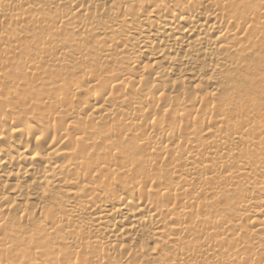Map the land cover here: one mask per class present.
I'll return each mask as SVG.
<instances>
[{
    "label": "bare ground",
    "instance_id": "bare-ground-1",
    "mask_svg": "<svg viewBox=\"0 0 264 264\" xmlns=\"http://www.w3.org/2000/svg\"><path fill=\"white\" fill-rule=\"evenodd\" d=\"M0 264H264V0H0Z\"/></svg>",
    "mask_w": 264,
    "mask_h": 264
}]
</instances>
